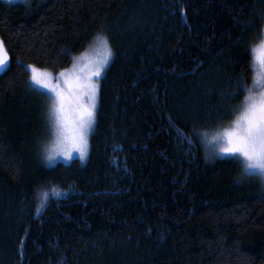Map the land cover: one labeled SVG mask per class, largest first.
Segmentation results:
<instances>
[{
	"label": "trees",
	"instance_id": "obj_1",
	"mask_svg": "<svg viewBox=\"0 0 264 264\" xmlns=\"http://www.w3.org/2000/svg\"><path fill=\"white\" fill-rule=\"evenodd\" d=\"M262 30L264 0H0V264H264V182L210 148ZM98 33L113 59L88 159L47 167L26 66L56 74Z\"/></svg>",
	"mask_w": 264,
	"mask_h": 264
},
{
	"label": "snow or ice",
	"instance_id": "obj_2",
	"mask_svg": "<svg viewBox=\"0 0 264 264\" xmlns=\"http://www.w3.org/2000/svg\"><path fill=\"white\" fill-rule=\"evenodd\" d=\"M92 52L93 55L72 57L71 67L60 69L55 76L34 65L26 66L30 70V82L37 86V90H47L40 94L48 95L51 101L49 120L55 139L51 147L43 149L47 161H53L58 154L70 159L73 151L81 158L87 155L89 134L96 122L98 79L113 56L106 35L98 33L94 37ZM252 52L259 62V71L251 85L240 77L232 91L223 94L234 99L242 92L246 93L240 104L234 107L230 126L217 131L211 139L221 153L237 156L242 176H258L264 182V38L260 39L259 46H253ZM9 59L0 39V70L7 67ZM171 126L176 128L174 123ZM188 140L191 143L190 138ZM50 190L57 196L61 191H67L55 185ZM42 196L37 212L45 206L48 190H44Z\"/></svg>",
	"mask_w": 264,
	"mask_h": 264
},
{
	"label": "rangeland",
	"instance_id": "obj_3",
	"mask_svg": "<svg viewBox=\"0 0 264 264\" xmlns=\"http://www.w3.org/2000/svg\"><path fill=\"white\" fill-rule=\"evenodd\" d=\"M3 1H5V2H7V3H19V2H24V1H26V0H3ZM41 1H43V0H41ZM262 38H264V31H263ZM93 44H94V41H93V43L90 45V47H89L84 53H82V54L93 55V54H94V53L92 52V46H93ZM259 44H260V41H259V43H258L257 45H255V46H259ZM82 54H81V55H82ZM81 55H79V56H81ZM112 59H113V56L110 58L109 63H108L107 65H105L104 70L101 72V75H100V77H99V79H98L99 89H100L101 79L103 78V76H104V74H105V72H106V69L108 68V66H109L110 63L112 62ZM8 66H9V62H8V65H7L6 68H4L3 70H0V74L3 73L4 71H6L7 68H8ZM70 67H71V66H70ZM70 67H69V68H70ZM29 71H30V70H29ZM258 71H259V62L255 59V54L253 53V78H254L255 74H256ZM53 75L55 76V74H53ZM30 84H31L32 87H34V88L37 90V86H36L35 84H33V83H31V82H30ZM39 91H41V92H46L47 90L39 89ZM47 96H48V95H47ZM49 100H50V99H49ZM98 102H99V91H98V97H97L96 113H97V109H98ZM50 105H51V101H50ZM95 123H96V122H95ZM228 126H230V123H228L227 126H225V127H228ZM94 127H95V125H94ZM94 127H93V131H94ZM220 130H221V129H220ZM93 131L89 134V138H90L91 134L93 133ZM213 135H215V134H213ZM213 135H212V136H213ZM54 139H55V136H54V131H53V129H52V124H51V130H50L49 140H48L47 144H45V146H49V147H51L52 144H53V142H54ZM214 142H215V141H212V139L210 140V143H213L212 146H211L210 148H213L214 150H218V151H219V149H218V147H217V145H216V142H215V143H214ZM89 151H90V145H89V147H88L87 155L84 156L83 158H81V157L79 156V154H78L76 151H73V155H72V157H71L70 159H69V158H65V157H63L62 155L58 154V155L55 157V159H54L53 161H47V160L44 158V160H45L44 163L46 164L47 167H52V166L56 165V164L59 163V162H61V163H65V164H69L73 159H79V160L82 161V162H86L87 159H88V156H89ZM223 154L230 155V156H234V155H235V154H228V153H223Z\"/></svg>",
	"mask_w": 264,
	"mask_h": 264
}]
</instances>
